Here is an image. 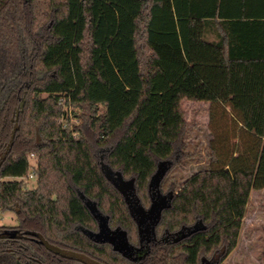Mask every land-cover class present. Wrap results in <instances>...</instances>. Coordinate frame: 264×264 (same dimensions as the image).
Returning <instances> with one entry per match:
<instances>
[{
    "label": "trees",
    "instance_id": "1",
    "mask_svg": "<svg viewBox=\"0 0 264 264\" xmlns=\"http://www.w3.org/2000/svg\"><path fill=\"white\" fill-rule=\"evenodd\" d=\"M219 5L0 0V213L17 219L0 225V264H223L251 191L264 189V14ZM185 101L209 104L210 168L170 184L132 259L90 235L94 206L141 243L102 164L133 177L148 207L158 164L171 163L166 176L190 154Z\"/></svg>",
    "mask_w": 264,
    "mask_h": 264
},
{
    "label": "rangeland",
    "instance_id": "2",
    "mask_svg": "<svg viewBox=\"0 0 264 264\" xmlns=\"http://www.w3.org/2000/svg\"><path fill=\"white\" fill-rule=\"evenodd\" d=\"M183 106L188 122L186 137L188 138L187 151L190 154L164 177L161 183L163 192L170 189L173 181L178 183L176 191L191 176L210 168L207 151L213 134L207 111L209 104H204L202 101L198 103L185 101ZM233 142L236 143L237 139H233ZM25 181L29 185L30 179ZM16 224L15 212L8 210L0 213V225ZM223 264H264V189L251 191L237 245Z\"/></svg>",
    "mask_w": 264,
    "mask_h": 264
},
{
    "label": "water",
    "instance_id": "3",
    "mask_svg": "<svg viewBox=\"0 0 264 264\" xmlns=\"http://www.w3.org/2000/svg\"><path fill=\"white\" fill-rule=\"evenodd\" d=\"M171 163L169 161L160 162L158 164L157 170L152 175L149 182V190L151 203L148 207H145L141 201L139 196L136 193L135 188V180L133 177L124 178L123 175L119 171L112 170L106 164H102V170L107 177V179L113 184V186L120 192L123 196L130 215L134 218L138 225V231L140 235V239H142L141 234H154V227L157 224L161 212L165 207H168L170 201L173 197V192L169 191L166 194H163L160 190L161 182L169 169ZM95 215L97 217L99 223V230L96 233H91L90 235L94 237L96 241H106L112 244H115L117 235H122L124 239V243L126 247H131L132 245L128 243L126 238V233L124 230L120 228L112 229L109 227L107 222V217L100 214L95 210L94 206H91ZM205 228V225L202 221L196 222L193 226L182 229L176 234V238H181L188 233H192L199 229ZM48 244V243H46ZM49 245V244H48ZM58 251L61 249L55 248ZM115 249H118L123 252V250L117 246H114ZM62 252V251H61Z\"/></svg>",
    "mask_w": 264,
    "mask_h": 264
},
{
    "label": "crops",
    "instance_id": "4",
    "mask_svg": "<svg viewBox=\"0 0 264 264\" xmlns=\"http://www.w3.org/2000/svg\"><path fill=\"white\" fill-rule=\"evenodd\" d=\"M219 4L222 14L228 17L242 12L254 16L264 14V0H219Z\"/></svg>",
    "mask_w": 264,
    "mask_h": 264
},
{
    "label": "flooded vegetation",
    "instance_id": "5",
    "mask_svg": "<svg viewBox=\"0 0 264 264\" xmlns=\"http://www.w3.org/2000/svg\"><path fill=\"white\" fill-rule=\"evenodd\" d=\"M160 190H161V187H160ZM169 191H171V190H168L166 192H163L161 190V192L163 194H166ZM112 229H115V228H112ZM141 236H142L141 243L138 246L132 245L131 247H126V244L124 243V239L122 238V235H120V234L117 235L115 244H112V243L111 244L113 247L117 246V247L121 248L123 250V253L125 255H127L128 257H131L132 259H138L144 253L146 245L153 239V234L151 236V234L149 235L146 233H142Z\"/></svg>",
    "mask_w": 264,
    "mask_h": 264
},
{
    "label": "built area",
    "instance_id": "6",
    "mask_svg": "<svg viewBox=\"0 0 264 264\" xmlns=\"http://www.w3.org/2000/svg\"><path fill=\"white\" fill-rule=\"evenodd\" d=\"M31 178H34V171H31V172L28 174V177H27V178H24V179H31Z\"/></svg>",
    "mask_w": 264,
    "mask_h": 264
}]
</instances>
